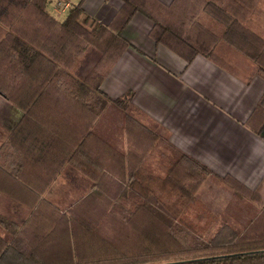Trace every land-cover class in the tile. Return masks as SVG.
Masks as SVG:
<instances>
[{
    "label": "trees",
    "instance_id": "1",
    "mask_svg": "<svg viewBox=\"0 0 264 264\" xmlns=\"http://www.w3.org/2000/svg\"><path fill=\"white\" fill-rule=\"evenodd\" d=\"M50 3L0 0V95L24 111L0 135V196L30 210L21 223L0 212V264H264V207L237 231L197 196L212 173L204 164L174 148L156 173L146 164L161 145L173 148L168 130L132 105V92L111 99L101 88L138 11L154 21L156 42L188 61L221 63L214 48L224 40L264 78V0H128L108 25L91 21L83 0L63 18ZM91 48L96 61L76 75ZM110 103L124 113L127 151L94 131ZM249 124L264 139V95ZM66 165L92 181L85 196L63 181ZM222 179L239 197L252 194L232 175ZM195 206L202 224L189 216Z\"/></svg>",
    "mask_w": 264,
    "mask_h": 264
},
{
    "label": "crops",
    "instance_id": "2",
    "mask_svg": "<svg viewBox=\"0 0 264 264\" xmlns=\"http://www.w3.org/2000/svg\"><path fill=\"white\" fill-rule=\"evenodd\" d=\"M67 1L74 5L81 0ZM125 1L128 0H83V10L91 21L108 25ZM129 1L137 4L140 0ZM157 1L170 5L174 0ZM49 9L62 18L67 13H57L54 0ZM153 26L154 21L150 17L139 11L134 13L121 31L129 45L104 79L102 90L111 99L132 92V105L168 130L173 148H166L174 155L176 149L192 156L212 172L204 184L216 188V197L223 195V191L217 188H229L232 200L246 202V198L236 195L222 179L232 175L252 189L250 205L262 204L264 139L249 124L264 95V78L257 64L224 40L214 48L221 63L203 54H197L188 61L166 45L156 42L151 35ZM97 57L98 52L89 49L74 73L79 76L87 73ZM0 105L6 108L0 109V122L8 131H13L24 111L6 99ZM109 109L120 110L110 103L101 112L94 127L98 135L103 136L110 129L105 127L104 116ZM124 121L123 113L122 120L118 122L119 132L115 126L117 122L112 125L113 131L122 138L124 135L126 138ZM33 127L30 126V131ZM127 145L123 144V149ZM69 174L80 178L75 168L66 165L62 177L68 179ZM3 198L8 199L2 195L0 202ZM7 201L10 205L13 203L12 200ZM226 204L216 213L222 219H232V214L227 215L231 208Z\"/></svg>",
    "mask_w": 264,
    "mask_h": 264
},
{
    "label": "rangeland",
    "instance_id": "3",
    "mask_svg": "<svg viewBox=\"0 0 264 264\" xmlns=\"http://www.w3.org/2000/svg\"><path fill=\"white\" fill-rule=\"evenodd\" d=\"M56 16L59 18H62V16H59L57 14H56ZM91 67L87 71H89L91 69ZM2 98H4V99H2ZM5 99H6L5 97L0 95V104H1L2 100H5ZM6 100H8V99H6ZM10 102L8 100V103H10ZM0 109H6V108L3 107L2 105H0ZM104 116L106 118L105 119V127H107V128L109 127L110 129L108 128L109 130L107 132H104L105 134L103 136L107 140L110 139L109 141L112 142L117 148L121 149L122 151H127L128 145L125 149H123L124 148L123 144H128L127 134H126V138H125V135L122 138V137H120L119 133H117L116 131H113V129H112V125L114 126V122H117V123H115V126L117 128V131L119 132L120 126H119L118 122L122 120L123 112L121 110H113V109L110 110L109 109L108 111H106ZM123 126H125V121L123 123ZM3 129H5L8 132V130L5 128V126L2 124V122H0V135H3L4 134L3 132H5ZM109 131H111L110 135H109V133H110ZM121 133L124 134V132H121ZM115 135H116V137H115ZM174 156L175 155L172 154V152H170V150H168L165 146L161 145L160 149H157V151L155 153H153V155L150 156L146 165L148 167L152 168L156 173L162 175V174H165L167 168L169 167V163H170L171 159L174 158ZM78 174H80L79 179L71 177L69 174V178L66 179L65 177H63V181L68 182L70 184V186H72L74 188L73 190L76 193H79V195L81 197H83L90 191V189L92 187V181L88 177L81 174L80 172H78ZM67 177H68V175H67ZM217 190H222L223 195L220 197H216L217 196L215 194L216 188L212 187L211 185L209 186V185H206L203 183V185H201V189L197 191V196L202 200L201 202H203V204H204V206H206V208H209V210H212L215 213L217 212V210L222 205H225L226 203H228L226 205H229V207L231 209H229L230 211H228L227 215L232 214V217H233L232 219H228L230 221V222L229 221L228 222L237 231H243L248 220L250 218H252V217H250V215H252L253 213L259 214L264 207V202L262 204H258V203H252L251 205L249 204V202H250L249 200L253 196V191H252V194L250 195V197H246V199H247L246 202H244V201L242 202V201H237V200L235 201V200L231 199L232 198V197H230L231 189L229 190V188L228 189L227 188H217ZM75 195L76 194L70 195L68 198L69 201L72 200ZM4 196H6V198H8L9 200H12L11 202H13V203H11V205H10L9 202L7 201L8 199L3 198V200H1V202H0V212H2L4 215H6L9 218H12V219H14L20 223L23 222L26 219V217L29 215L30 210L26 206H24L20 202H18L17 200L10 197L9 195H4ZM106 199H111V196L109 194H105V196H102L99 199V201L101 200L102 201L101 204H105L104 201ZM230 199L232 201H230ZM212 208H214L216 211L213 210ZM199 212H201V209L199 208V206H195L189 211V216L192 217L194 220H196L197 223L202 224L206 220L198 221L196 219V216L198 215Z\"/></svg>",
    "mask_w": 264,
    "mask_h": 264
},
{
    "label": "built area",
    "instance_id": "4",
    "mask_svg": "<svg viewBox=\"0 0 264 264\" xmlns=\"http://www.w3.org/2000/svg\"><path fill=\"white\" fill-rule=\"evenodd\" d=\"M72 7V4L67 0H54V9L57 13H64Z\"/></svg>",
    "mask_w": 264,
    "mask_h": 264
}]
</instances>
